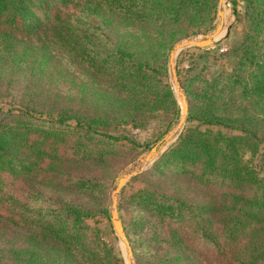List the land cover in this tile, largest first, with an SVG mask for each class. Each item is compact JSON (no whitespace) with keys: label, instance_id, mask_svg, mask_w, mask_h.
Instances as JSON below:
<instances>
[{"label":"trees","instance_id":"1","mask_svg":"<svg viewBox=\"0 0 264 264\" xmlns=\"http://www.w3.org/2000/svg\"><path fill=\"white\" fill-rule=\"evenodd\" d=\"M245 3L249 28L231 51L232 71L183 82L195 125L149 173L159 181L183 174L204 196L185 202L145 186L120 201L137 217L124 225L137 264H205L204 253L223 264H264V180L241 155L242 145L264 142V0ZM217 7L218 0H0V98L16 105L0 108V264H119L87 222L108 213L109 181L79 169L109 165L124 141L137 147L120 131L125 125L141 128L159 113L170 117L168 128L176 122L171 49L207 31ZM173 223L191 226L193 249Z\"/></svg>","mask_w":264,"mask_h":264},{"label":"rangeland","instance_id":"2","mask_svg":"<svg viewBox=\"0 0 264 264\" xmlns=\"http://www.w3.org/2000/svg\"><path fill=\"white\" fill-rule=\"evenodd\" d=\"M245 5V0H224L221 6L224 15L222 17L218 15L217 7L215 19L211 27L207 31H202L189 37H182L174 43L175 45L176 43L188 39H206L207 35L215 32L219 24L222 25V30L219 33L220 35L218 37H214V41L212 44L205 47L187 46L177 52L175 59L176 69H180V77L182 79L181 86L184 90L185 88L183 82L186 81V79L193 78L195 75H203L205 79L212 82L215 79L224 77L228 72L232 71L234 63L236 62V58L231 51L243 42L249 28ZM169 82L173 88V92L181 109L179 118L171 125L170 128H168L170 117L168 119V116L163 113H159L158 116L154 115L153 118H149L145 123V126L141 128L133 127L132 124L125 125V127L120 128V131L122 133H127L128 135L136 139V141L140 143L137 147L124 141L123 143L128 144L129 146L123 148L122 153L119 156L114 157L109 165L104 166L102 164H95L87 168L79 169V171L92 173L98 178H105L107 181H109L108 200L106 204L109 216L108 213L100 212L94 217L88 218L87 222L90 226L98 228L103 239L108 241L109 244L113 247L116 255L120 259L119 264H129V252L126 243L117 234L114 224L111 220V194L117 186L120 177L132 166L139 165L140 167L142 165L141 160L150 153L152 147L160 145L166 133L171 128L175 127L178 120L182 116V100L181 96L176 90V85L171 73L170 62ZM189 99L190 98L187 95L188 105L190 106ZM15 107L16 105L14 106L10 97L0 98V108H2L3 111L7 112L9 109L14 110ZM188 118L189 110L186 123L182 131L185 127L195 125V122L188 121ZM71 123H73V121ZM181 133L173 136L170 141H167L164 145H162L159 148L160 152L158 156H155L144 170L132 176L124 184L123 189L119 195V205L121 200L134 195L138 192V190L145 186L157 187L156 190L158 192H161V194L166 193L170 195H176L181 197V199H184L185 202L193 201L197 203L201 199V197L204 196L205 190L203 189V187L198 186L193 182L192 179L184 177L183 174H167L163 178L160 177V181L157 179L155 180L151 175H149L155 162L166 151V149H168L178 140ZM241 155L242 159L246 161V163L257 167L259 176L264 180V142H260L258 145H242ZM18 185L20 187V190L26 186L25 183L21 180L18 181ZM21 192H23V190H21ZM119 214L123 225L126 226V230H128V225L131 226L137 220V217L132 212L131 204L129 203H127L126 206H124L122 209H120L119 207ZM177 227L181 233H184V235H186V240L189 243L191 249H193V247L196 246L193 242V236L189 237V235L187 234L191 226H188L187 223L182 225L173 223L171 225L172 229H176ZM144 228V230L142 229V233L147 235L149 233L146 229L147 227L145 226ZM164 242L162 245V250H165L166 247V243ZM199 244L201 246V250L204 251L205 245L203 241H199ZM133 254L137 264V257L134 253V250ZM202 260L205 264H223L221 261L215 258L214 254L204 253Z\"/></svg>","mask_w":264,"mask_h":264},{"label":"water","instance_id":"3","mask_svg":"<svg viewBox=\"0 0 264 264\" xmlns=\"http://www.w3.org/2000/svg\"><path fill=\"white\" fill-rule=\"evenodd\" d=\"M224 0H219L218 1V15L222 17L224 15L223 10L221 9V6L223 4ZM222 30V25L219 24L215 30L214 33L207 35L206 39H201V40H196V39H188L179 43H176L173 48L171 49L170 52V66H171V73L173 80L176 85V90L181 96L182 100V105H183V113L180 119L178 120L177 124L175 125L174 128H171L166 135L163 137L160 145H156L152 147L150 153L141 160L142 165L140 167H136L133 170L129 171L127 170L119 179V182L115 189L112 191L111 194V199H112V212H111V220L114 224L115 230L119 237L126 243L128 247V259H129V264H136V261L134 259V254L133 250L130 244V240L125 232L123 222L120 218L119 214V195L123 189L124 184L134 175L138 174L142 170H144L147 165L152 161V159L156 156H158L160 150L159 148L164 145L167 141H170L171 138L179 133H181L187 119L188 115V110H189V105H188V100H187V95L186 91L183 89L181 86L177 69H176V54L177 52L187 46H196V47H205L207 45H210L214 41V37H216Z\"/></svg>","mask_w":264,"mask_h":264},{"label":"bare ground","instance_id":"4","mask_svg":"<svg viewBox=\"0 0 264 264\" xmlns=\"http://www.w3.org/2000/svg\"><path fill=\"white\" fill-rule=\"evenodd\" d=\"M219 35H220V34H218L217 37H218ZM139 164H140V163H139ZM136 167H139V165H134V166H132V167L129 169V171L133 170V169L136 168Z\"/></svg>","mask_w":264,"mask_h":264}]
</instances>
